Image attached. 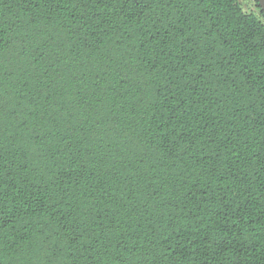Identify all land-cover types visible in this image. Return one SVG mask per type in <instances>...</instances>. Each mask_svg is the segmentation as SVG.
<instances>
[{"label":"trees","instance_id":"trees-1","mask_svg":"<svg viewBox=\"0 0 264 264\" xmlns=\"http://www.w3.org/2000/svg\"><path fill=\"white\" fill-rule=\"evenodd\" d=\"M0 0V264H264V11Z\"/></svg>","mask_w":264,"mask_h":264},{"label":"rangeland","instance_id":"rangeland-1","mask_svg":"<svg viewBox=\"0 0 264 264\" xmlns=\"http://www.w3.org/2000/svg\"><path fill=\"white\" fill-rule=\"evenodd\" d=\"M243 9L246 11H253L259 14V8L255 2V0H239Z\"/></svg>","mask_w":264,"mask_h":264},{"label":"water","instance_id":"water-1","mask_svg":"<svg viewBox=\"0 0 264 264\" xmlns=\"http://www.w3.org/2000/svg\"><path fill=\"white\" fill-rule=\"evenodd\" d=\"M257 3L260 5L261 9L264 11V0H257Z\"/></svg>","mask_w":264,"mask_h":264}]
</instances>
